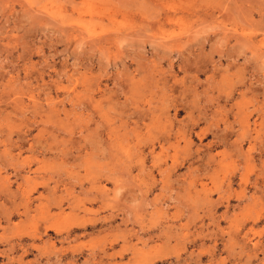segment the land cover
I'll return each instance as SVG.
<instances>
[{
  "label": "rangeland",
  "instance_id": "374dc122",
  "mask_svg": "<svg viewBox=\"0 0 264 264\" xmlns=\"http://www.w3.org/2000/svg\"><path fill=\"white\" fill-rule=\"evenodd\" d=\"M0 264H264V0H0Z\"/></svg>",
  "mask_w": 264,
  "mask_h": 264
}]
</instances>
